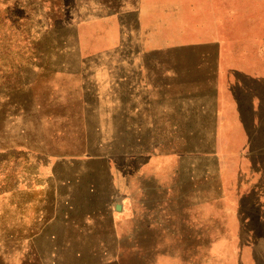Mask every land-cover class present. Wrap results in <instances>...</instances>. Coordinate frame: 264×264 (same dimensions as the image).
Here are the masks:
<instances>
[{
    "label": "rangeland",
    "instance_id": "1",
    "mask_svg": "<svg viewBox=\"0 0 264 264\" xmlns=\"http://www.w3.org/2000/svg\"><path fill=\"white\" fill-rule=\"evenodd\" d=\"M132 1L0 0V264H264V101L218 125L196 23Z\"/></svg>",
    "mask_w": 264,
    "mask_h": 264
},
{
    "label": "crops",
    "instance_id": "2",
    "mask_svg": "<svg viewBox=\"0 0 264 264\" xmlns=\"http://www.w3.org/2000/svg\"><path fill=\"white\" fill-rule=\"evenodd\" d=\"M144 1L137 0L136 7L129 10L136 12L140 21L146 20ZM174 13L176 25L185 21L196 23V33L192 31L196 37L191 36L182 43L185 49L200 55L197 66L203 63L207 69H212V75L207 70L206 78L201 72L196 79L189 80L190 95L213 92V102L203 107L214 111L205 114L218 116V125L225 124L223 117L228 115L235 117L234 125L244 124L245 115H260L264 92L254 91L253 81H259L264 91V47L261 44L264 39V0H174ZM255 40L260 43L257 47ZM151 80L130 79L129 90L149 95L153 90ZM158 80V92L167 95L166 79ZM171 80L175 85V98L182 92L181 85L178 79ZM21 261V254L14 256L13 264H21Z\"/></svg>",
    "mask_w": 264,
    "mask_h": 264
},
{
    "label": "water",
    "instance_id": "3",
    "mask_svg": "<svg viewBox=\"0 0 264 264\" xmlns=\"http://www.w3.org/2000/svg\"><path fill=\"white\" fill-rule=\"evenodd\" d=\"M116 209H117V210H120V209H121V205H120V204H117V205H116Z\"/></svg>",
    "mask_w": 264,
    "mask_h": 264
}]
</instances>
